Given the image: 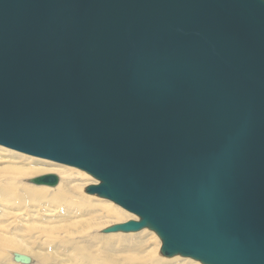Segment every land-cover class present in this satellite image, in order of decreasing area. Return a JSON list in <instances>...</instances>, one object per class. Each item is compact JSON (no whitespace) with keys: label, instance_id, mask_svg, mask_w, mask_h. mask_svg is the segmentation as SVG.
<instances>
[{"label":"water","instance_id":"95a60500","mask_svg":"<svg viewBox=\"0 0 264 264\" xmlns=\"http://www.w3.org/2000/svg\"><path fill=\"white\" fill-rule=\"evenodd\" d=\"M0 146L139 218L106 233L264 264V0H0Z\"/></svg>","mask_w":264,"mask_h":264},{"label":"rangeland","instance_id":"374dc122","mask_svg":"<svg viewBox=\"0 0 264 264\" xmlns=\"http://www.w3.org/2000/svg\"><path fill=\"white\" fill-rule=\"evenodd\" d=\"M47 165L52 169L55 168L53 170H58L59 166H64L51 161L27 156L0 146V187L2 186L11 189L7 196L9 198L19 196L20 190L23 188H34L36 191L43 192L42 190L44 189L41 187L28 184L27 181L33 176H28L27 174L19 175L17 174L18 172L16 169L11 168V166L32 168L45 167ZM72 170L74 171L76 169L71 168V172ZM54 172L59 177V181H62L63 179L59 176V173L62 172V170ZM72 177L75 181L81 179L75 172ZM90 178L92 179V177ZM9 182H14L13 187L9 185ZM77 194L83 195V198L90 203V206L83 210V212L82 210H75L73 213H65L61 211L62 208L59 210L58 206L48 207L47 204L50 201L39 200V198V206H34L33 203L26 205L23 202L17 207L12 206L11 203H8L7 207H3L2 204L4 203H2V199H0V238L14 240L21 246L25 247L26 255L30 256L33 261H35L34 264H41L42 258L44 259L45 264H70L67 259L72 252V248L84 245L82 240L89 241L91 237L100 235V233L105 232L114 225L127 223H118L117 219L114 218V213L112 211L119 207L114 203L106 199L93 197L90 194H84L81 191H77ZM74 201L76 202V200ZM43 209L48 210L46 216L47 214L50 216L49 221L40 220L36 216H29L36 215ZM122 210L128 215H133L124 209ZM58 212L63 215H58ZM80 212H82L81 216H73ZM53 215L66 218L68 219V222H57V218H54L53 220ZM134 217L135 218H133L132 221H139L137 216L134 215ZM117 233L118 232L108 234L113 235ZM124 234L125 235L122 237L123 242H115V245H120L117 246L118 248L115 254H117V258L121 264H124V262L126 264H155L157 260L159 261L161 259V241L157 240L152 242V244L159 249L155 250L153 245L145 248L146 243L143 242L142 232L137 231ZM130 242L131 247H128L127 243ZM96 248L98 249L100 247L97 246ZM121 248H123V250L130 248L132 250H127L125 252ZM138 250H140V252ZM14 251L16 252V250ZM7 255L10 257L7 250H4V246L0 247V258L4 260V263L15 264L11 259L8 261V258H6ZM95 256L100 259L96 253ZM33 261L31 262L32 264ZM181 262L182 261H180V263Z\"/></svg>","mask_w":264,"mask_h":264},{"label":"bare ground","instance_id":"6f19581e","mask_svg":"<svg viewBox=\"0 0 264 264\" xmlns=\"http://www.w3.org/2000/svg\"><path fill=\"white\" fill-rule=\"evenodd\" d=\"M13 169H16L18 172L17 174L22 175V174H27L28 176H33L38 177L42 175H49L53 174L56 175L54 171H60L62 172L59 173V176L62 181H59L58 185L54 189H48L49 187L45 188V186H39L41 187L43 192L36 191L34 188H23L20 190V195L16 196L14 198H9L7 197L9 195V191L11 189L7 187H0V199H2V206L7 207L8 203H11L12 206L17 207L21 203H25L28 205L29 203H33L34 206H39L38 198L39 200H47L50 201L47 205L48 207H56L58 206V209L62 210L65 213H73L75 210L76 211H81L85 210L88 206H90L89 201H87L85 198H83V195L77 194V191H81L84 194H87L85 192L86 188L88 186L92 185H98V181L91 179L90 176L82 171L72 170L71 172V167L67 166H59L58 170H53L55 168H50V166H45V167H12ZM73 169V168H72ZM74 172L76 173L77 176H79L81 179L74 180L72 176H74ZM64 175V176H62ZM30 178V179H32ZM86 179V180H82ZM90 179V180H89ZM90 181V182H89ZM15 182V181H14ZM14 182H9V185L13 187ZM46 190V191H45ZM93 197H97L96 195H92ZM99 198V197H97ZM76 200V202L74 201ZM11 209V208H7ZM57 209V210H58ZM54 210V209H53ZM48 210H41V212L37 213L36 215H29L30 217H38L40 220H50V216L47 213ZM82 212H80L77 215L73 216H81ZM114 214V218L117 219L118 223H124V222H129L132 221L134 215H128L126 212H124L121 207H117L112 211ZM54 214V213H53ZM58 215H63L62 213L58 212ZM54 216L53 215V220L54 218H57V222H68V219L59 217V216ZM139 232L143 233V242L146 243L145 248H147L150 245H153L152 242L159 240V238L154 234L153 232L147 230V229H141ZM132 233V232H131ZM124 233L118 232L117 234H108L106 232L100 233L98 236H93L89 239V241L82 240V243L84 245L82 246H75L72 248V252L69 254L67 261L70 262V264H121V262L117 258V246L115 245V242L122 241V237L124 236ZM147 237V238H146ZM153 239V241H152ZM160 241V240H159ZM138 242V240H137ZM100 248H96L97 246ZM123 245V244H122ZM4 246V250H7V253L10 255V257L7 255L6 258H8V261L11 259L12 260V254H21L25 255L29 258L30 256L26 255V248L15 242L14 240L11 239H5V238H0V247ZM120 246V245H119ZM128 247H131V242L127 243ZM153 248L155 250L157 249L154 245ZM8 249H13V250H8ZM97 249V250H95ZM123 250V248H121ZM16 250V252L14 251ZM127 250H132L130 248H127L123 251ZM19 251V252H18ZM140 252V250H138ZM95 253L100 257L98 259L95 256ZM120 253V252H119ZM118 253V254H119ZM153 254V251H152ZM40 257V256H38ZM161 259L155 262V264H198V262L193 261L188 258H182L179 256H174L171 258H166L163 257L162 255L160 256ZM0 264H5L4 260L0 258ZM33 261V259L31 258ZM75 261V262H74ZM180 261H182L180 263ZM15 263V262H14ZM35 261H33V264ZM123 263V262H122ZM15 264H20V263H15ZM32 264V263H31ZM45 264L44 259L42 258V263ZM124 264H126L124 262ZM200 264V263H199Z\"/></svg>","mask_w":264,"mask_h":264}]
</instances>
